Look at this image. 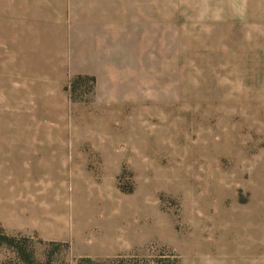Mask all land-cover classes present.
<instances>
[{"label":"rangeland","instance_id":"1","mask_svg":"<svg viewBox=\"0 0 264 264\" xmlns=\"http://www.w3.org/2000/svg\"><path fill=\"white\" fill-rule=\"evenodd\" d=\"M96 1L0 0V264H264V0H118L101 45L23 19Z\"/></svg>","mask_w":264,"mask_h":264},{"label":"crops","instance_id":"2","mask_svg":"<svg viewBox=\"0 0 264 264\" xmlns=\"http://www.w3.org/2000/svg\"><path fill=\"white\" fill-rule=\"evenodd\" d=\"M99 2H95V5H89V6H70L68 7V12L67 9L65 8V11L60 13L59 16H50L48 17H43L37 13V11H32L28 15H25L24 13V22H29L31 24H42V23H53L56 24L58 23L60 28L62 29H68L71 31H78L75 33H72V38L73 40H78L79 31H92L94 30V39L95 43H98L101 45V31L104 29L105 24H106V14L110 13L109 20L112 21L113 23L116 20V15L119 11H117V5L118 0H111L110 4L113 3V7L106 8L103 6V4H100V1L103 0H98ZM121 2V1H120ZM112 9V10H110ZM113 15V16H111ZM115 18V19H113ZM34 27V26H32ZM82 36V35H80ZM80 39V38H79ZM98 40V41H97ZM12 140L6 137H0V141L3 140Z\"/></svg>","mask_w":264,"mask_h":264},{"label":"trees","instance_id":"3","mask_svg":"<svg viewBox=\"0 0 264 264\" xmlns=\"http://www.w3.org/2000/svg\"><path fill=\"white\" fill-rule=\"evenodd\" d=\"M94 82L93 77H76L72 84L80 81ZM73 89L71 90V92ZM3 243L6 244L8 249L14 254L15 264H68L59 252L60 249H67L66 244L48 243L43 244L44 249L40 255L32 246L31 240L27 238L16 239L15 237H3ZM65 252V251H64ZM66 253V252H65ZM67 256V253H66ZM5 264V263H4ZM77 264H107V262H94L90 259H80Z\"/></svg>","mask_w":264,"mask_h":264}]
</instances>
